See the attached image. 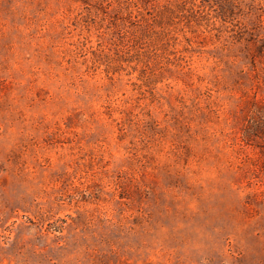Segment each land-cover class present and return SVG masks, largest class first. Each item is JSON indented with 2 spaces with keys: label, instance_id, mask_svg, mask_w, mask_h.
<instances>
[{
  "label": "rangeland",
  "instance_id": "1",
  "mask_svg": "<svg viewBox=\"0 0 264 264\" xmlns=\"http://www.w3.org/2000/svg\"><path fill=\"white\" fill-rule=\"evenodd\" d=\"M0 264H264V0H0Z\"/></svg>",
  "mask_w": 264,
  "mask_h": 264
}]
</instances>
